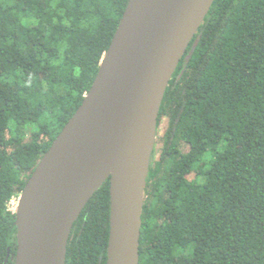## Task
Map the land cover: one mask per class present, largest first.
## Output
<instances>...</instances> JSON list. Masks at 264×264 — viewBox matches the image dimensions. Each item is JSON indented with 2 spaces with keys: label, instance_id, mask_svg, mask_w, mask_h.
<instances>
[{
  "label": "trees",
  "instance_id": "trees-1",
  "mask_svg": "<svg viewBox=\"0 0 264 264\" xmlns=\"http://www.w3.org/2000/svg\"><path fill=\"white\" fill-rule=\"evenodd\" d=\"M129 0H0V264L18 199L82 105ZM110 179L66 264H107ZM139 264H264V0H215L166 90Z\"/></svg>",
  "mask_w": 264,
  "mask_h": 264
},
{
  "label": "water",
  "instance_id": "water-1",
  "mask_svg": "<svg viewBox=\"0 0 264 264\" xmlns=\"http://www.w3.org/2000/svg\"><path fill=\"white\" fill-rule=\"evenodd\" d=\"M215 0H129L96 80L18 198L15 264H66L110 179L107 264H139L148 164L169 83Z\"/></svg>",
  "mask_w": 264,
  "mask_h": 264
},
{
  "label": "rangeland",
  "instance_id": "rangeland-1",
  "mask_svg": "<svg viewBox=\"0 0 264 264\" xmlns=\"http://www.w3.org/2000/svg\"><path fill=\"white\" fill-rule=\"evenodd\" d=\"M17 205H18V199H15L11 202L10 204V208L15 212L17 209Z\"/></svg>",
  "mask_w": 264,
  "mask_h": 264
}]
</instances>
